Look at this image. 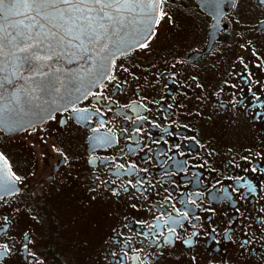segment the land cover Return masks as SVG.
I'll return each instance as SVG.
<instances>
[{"label":"flooded vegetation","instance_id":"af4514ba","mask_svg":"<svg viewBox=\"0 0 264 264\" xmlns=\"http://www.w3.org/2000/svg\"><path fill=\"white\" fill-rule=\"evenodd\" d=\"M160 11L81 101L0 125V264H264V0Z\"/></svg>","mask_w":264,"mask_h":264},{"label":"water","instance_id":"95a60500","mask_svg":"<svg viewBox=\"0 0 264 264\" xmlns=\"http://www.w3.org/2000/svg\"><path fill=\"white\" fill-rule=\"evenodd\" d=\"M112 19L102 21L106 28L99 29L103 39L88 44L87 54L77 48L57 49L63 53L60 58L32 61L17 67L18 61L12 55L15 51L7 33L15 36L30 25L35 10L23 5L17 14L0 17V26L6 29L4 56H0V125L5 127H28L40 124L53 114L63 111L81 101L95 87L101 84L112 69L114 59L140 46L152 34L158 20V10L149 7V0L133 4L128 8L106 9ZM40 24L48 25L42 17ZM23 22L20 24L19 22ZM79 45L80 41H73ZM32 51H36L33 49ZM29 53H17L25 56ZM40 52V55H46ZM15 72V75H13Z\"/></svg>","mask_w":264,"mask_h":264},{"label":"snow or ice","instance_id":"6c2138e0","mask_svg":"<svg viewBox=\"0 0 264 264\" xmlns=\"http://www.w3.org/2000/svg\"><path fill=\"white\" fill-rule=\"evenodd\" d=\"M143 2L144 0H0V17L17 14L21 5L36 12L35 17H29L32 23L24 25L23 31L18 30L15 36L7 33L10 37L8 45L15 50L12 55L19 62L17 67H22L25 63L31 65L32 61L60 58L63 53H58L57 49L65 47L77 48L87 54L88 44H94L103 39L99 29H104L106 32V28L102 21L112 19L111 15L105 11L106 9L120 10ZM160 4L161 0H149V7L153 10H158ZM165 15L163 11H158V18L162 19ZM37 17H42L50 26L40 24ZM19 23L23 24L22 21ZM5 33L6 29L0 26V56L6 58ZM73 41H80V43L77 45ZM146 46L147 40L140 44V47ZM33 49L36 51H32ZM40 52L47 54L40 55ZM17 53L29 54L21 57L16 55ZM5 68L6 65L0 67V71ZM73 111L81 110L73 109ZM8 190L14 191L13 188ZM7 251V245H4L0 249V255Z\"/></svg>","mask_w":264,"mask_h":264}]
</instances>
